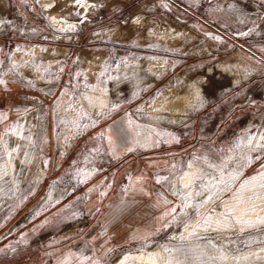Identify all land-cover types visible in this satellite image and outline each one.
Wrapping results in <instances>:
<instances>
[{
  "label": "rangeland",
  "instance_id": "rangeland-1",
  "mask_svg": "<svg viewBox=\"0 0 264 264\" xmlns=\"http://www.w3.org/2000/svg\"><path fill=\"white\" fill-rule=\"evenodd\" d=\"M0 264H264V0H0Z\"/></svg>",
  "mask_w": 264,
  "mask_h": 264
},
{
  "label": "bare ground",
  "instance_id": "bare-ground-1",
  "mask_svg": "<svg viewBox=\"0 0 264 264\" xmlns=\"http://www.w3.org/2000/svg\"><path fill=\"white\" fill-rule=\"evenodd\" d=\"M147 34H149V33H147ZM159 35L162 38L169 39L173 42H176L178 40V37H179V33L172 31L171 29H169V30L167 29V30L161 32ZM160 36H159V38H160ZM138 37H140V36H138ZM144 39H146V38H144ZM164 42H166V41H164ZM175 45H177V42ZM230 66L231 65H223V64L217 65L216 71H212V69L209 68L207 71H205L203 73H198L197 75L189 78L188 80L185 81L186 92L188 94H190L189 92L192 89L195 90L196 88L201 89L203 91L204 87H206V86H210L211 88L218 89L220 87V82H222L224 84V86H222V87H228V86L233 85V84L236 85V83H238L239 80H241V76H240L239 72H233ZM234 66L238 67V64L235 63ZM136 79H138V78H136Z\"/></svg>",
  "mask_w": 264,
  "mask_h": 264
},
{
  "label": "snow or ice",
  "instance_id": "snow-or-ice-1",
  "mask_svg": "<svg viewBox=\"0 0 264 264\" xmlns=\"http://www.w3.org/2000/svg\"><path fill=\"white\" fill-rule=\"evenodd\" d=\"M81 2H82V0H76L77 4H80ZM70 27H72V26H70ZM185 187H187V185H185Z\"/></svg>",
  "mask_w": 264,
  "mask_h": 264
}]
</instances>
